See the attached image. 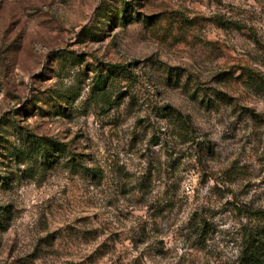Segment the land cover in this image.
<instances>
[{"label":"rangeland","instance_id":"1","mask_svg":"<svg viewBox=\"0 0 264 264\" xmlns=\"http://www.w3.org/2000/svg\"><path fill=\"white\" fill-rule=\"evenodd\" d=\"M251 236L264 0H0V264H249Z\"/></svg>","mask_w":264,"mask_h":264},{"label":"trees","instance_id":"2","mask_svg":"<svg viewBox=\"0 0 264 264\" xmlns=\"http://www.w3.org/2000/svg\"><path fill=\"white\" fill-rule=\"evenodd\" d=\"M126 71V68H122ZM167 117L174 120L176 125L181 131H189V122L187 118L175 110L169 109ZM40 150L44 152L43 157L49 159L51 153L42 147ZM50 154V155H49ZM246 260L249 264H264V238L258 236H251L249 240V245L247 246Z\"/></svg>","mask_w":264,"mask_h":264}]
</instances>
